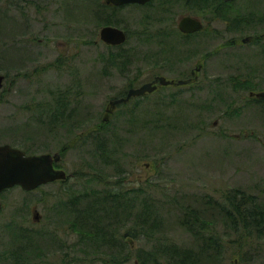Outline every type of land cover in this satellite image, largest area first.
I'll return each mask as SVG.
<instances>
[{"label":"rangeland","instance_id":"obj_1","mask_svg":"<svg viewBox=\"0 0 264 264\" xmlns=\"http://www.w3.org/2000/svg\"><path fill=\"white\" fill-rule=\"evenodd\" d=\"M104 2L0 0V146L58 154L55 166L68 175L0 195V264H123L124 257H132L124 264H178L185 251L203 258L197 264H264V237L245 244L218 210L229 191L264 189V101L249 95L264 90V0L236 1L240 16L255 18L244 24L231 5L219 19L198 0H153L109 16L100 11ZM186 16L204 21L205 31L179 36ZM107 20L128 32L127 43L100 42ZM248 35L259 38L241 48L247 56L233 40ZM198 63L204 69L195 84L159 85L108 114L130 88L160 75L188 79ZM125 187L136 188L138 201L114 220L115 250L98 233L85 234L73 213L97 193ZM143 200L156 214L133 228ZM193 211L194 227L183 217ZM39 214L38 230L28 229ZM214 236L221 247L200 250Z\"/></svg>","mask_w":264,"mask_h":264},{"label":"trees","instance_id":"obj_2","mask_svg":"<svg viewBox=\"0 0 264 264\" xmlns=\"http://www.w3.org/2000/svg\"><path fill=\"white\" fill-rule=\"evenodd\" d=\"M203 4L207 3L204 2ZM161 39L165 42L164 38L161 37ZM142 99L145 98L138 99V101L140 102V100ZM104 125H106V123L101 124L98 129L102 131V126ZM118 183L120 184L121 182ZM111 187L114 186L112 185ZM135 189V187L120 188L116 191L109 189L104 198L100 196V193H97L98 197L96 198L98 199H96V202L93 203V201L89 202L87 200V202H89L88 206H86L82 210L77 209V211L73 213V215L75 216L74 220L76 221V223L79 222L81 224V229L82 231L86 232L85 234L93 237L97 236L98 233L101 238L100 241L104 243L102 244V246H108L110 249L115 250L119 249L120 247H117L118 242H111L113 238H116L114 236H116L118 228L120 227L117 226L114 220L119 221L123 216L128 217V214H126L127 211H134L136 209V206L133 203L138 201V197L131 196L134 192L137 191ZM135 194L139 193H134V195ZM143 201L145 202V204L143 203V205H140L139 207L141 210H143V212H140V214L138 215H135L134 213L135 217L138 218L139 221H136V225L132 223L133 228L143 226V220L150 219L153 216V213L156 214L154 210L156 208H152L147 201ZM224 201L225 202L223 205H218L217 203L215 204L218 205L220 214L223 215L234 235H239L238 238H243L242 240L245 244H248V240H251V238L255 235L264 237V189L261 191L259 196L247 194L242 190H232L225 195ZM87 202L85 203L87 204ZM121 212L124 213L122 214ZM193 212L194 213L187 212L183 215V217L192 218L193 222L190 224H192L194 227L195 225L199 224L196 221L200 218L199 213H196V211ZM108 219L112 221L110 223L111 225L109 226ZM158 224V220L152 222L153 226H157ZM114 225L116 229L113 230L110 227ZM210 240L211 244L206 241L205 247L201 248L200 250L205 251V248L210 245L211 247L209 249H218L221 247L219 245L220 242L217 237H210ZM20 255L23 258H25L26 256L23 254ZM177 257V260H179L178 264H197L203 259L201 258V256H196L195 254H193L192 251H185L183 255H177ZM131 258L132 257H124L122 259L123 264L128 263ZM138 258H140V256ZM111 260H113V262L118 261L117 259L115 260L114 257L111 258ZM109 261L110 259H108V262ZM139 264L145 263L140 262Z\"/></svg>","mask_w":264,"mask_h":264},{"label":"water","instance_id":"obj_3","mask_svg":"<svg viewBox=\"0 0 264 264\" xmlns=\"http://www.w3.org/2000/svg\"><path fill=\"white\" fill-rule=\"evenodd\" d=\"M152 0H108L116 6L138 4L146 5ZM227 2L233 0H225ZM203 23L193 17L186 16L179 22L181 32L191 34L203 29ZM127 33L117 27H104L101 30V40L111 45H121L127 41ZM4 76L0 75V90L3 85ZM161 86L184 85V81H171L160 76L152 82L145 83L137 88H130L124 97L114 99L110 102L112 112L118 105L126 104L132 98L144 97ZM257 98L264 100V91L253 94ZM60 161V155L40 154L27 155L23 150L10 145L0 146V194L13 187H21L24 191H34L40 186L58 181L66 180L67 173L62 169H56L54 164ZM2 203L0 201V211Z\"/></svg>","mask_w":264,"mask_h":264},{"label":"flooded vegetation","instance_id":"obj_4","mask_svg":"<svg viewBox=\"0 0 264 264\" xmlns=\"http://www.w3.org/2000/svg\"><path fill=\"white\" fill-rule=\"evenodd\" d=\"M189 1V3H191V1H193V0H188ZM199 1V3L201 4H203L204 2L205 3H207L208 4V8L209 9H211L213 12H214V18L215 17H218L219 19L220 18H222V17H224L225 15H230V14H232L231 12L229 13L228 12V7L227 6H230L231 5V7L232 6H237V7H239V9H237V10H234V16L232 17V18H234L235 19V22L236 23H238V22H242L243 24L244 23H247V22H250V23H253L254 21H255V18L254 17H252L251 19H244L242 16H240L239 14H238V11L240 12V10H241V7L237 4V0H233V1H229V2H227V1H225V0H198ZM151 3V2H150ZM149 4V3H148ZM132 4H128V5H121V6H116V5H114L113 3H109L108 2V0H105V2H104V4L102 5V4H100L99 3V6H100V11H101V13H103L104 15H110V14H114V12H116L118 9H123V8H125V7H129V6H131ZM233 10V9H232ZM242 11V10H241ZM106 13H108V14H106ZM224 15V16H223ZM237 16V17H236ZM190 17H193L194 18V16H190ZM195 19H198V18H195ZM239 19H241V20H239ZM198 20H200L202 23H203V30H201V31H199V32H195V33H191V34H186V33H183V32H181V30H180V28H179V25H178V35L179 36H182L183 38H192V37H195V36H197L198 34H200V33H202L203 31H205V29H206V24L204 23V21H202L201 19H198ZM105 23H106V25H104V26H102L101 28H100V31H99V38H100V42H102L103 44H105L107 47H114V48H117L118 46H122V45H124V44H121V45H111V44H108V43H106V42H104V41H102L101 40V30L104 28V27H109V26H111V27H117V28H119V29H122V28H120V27H118V26H114V25H112V24H114L111 20H107V21H105ZM123 31H125L126 33H127V36H128V38H127V42H128V40H129V34H128V32L126 31V30H124V29H122ZM175 37L176 36H174V33H173V35H171V36H169L168 38L169 39H171V38H173V41H174V39H175ZM168 38H165V39H168ZM259 37H256V36H253V35H248V36H246V37H243V38H237V39H234L233 40V44H236V45H238V46H240V48H239V50H240V52L239 53H244V54H246L247 56H248V52L247 51H245V50H243V49H241L242 47H244V45H249V44H253L254 42H255V40L257 41V39H258ZM126 42V43H127ZM175 43H177L176 41H174ZM95 44H98V41H96L95 42ZM233 46V45H232ZM204 69V66L201 64V63H198V65H197V69H195V70H191V73H190V77L188 78V79H179V80H177L176 81V79H168V80H171V81H175V82H178V81H184L185 82V84L184 85H193V84H195L197 81H199L200 80V72L202 71ZM259 71H260V69H259ZM160 76H162V75H160ZM160 76H156L155 78H157V77H160ZM240 77L242 76V75H239ZM248 79L249 78H253L252 76H253V74H246L245 75ZM164 77V76H163ZM234 78H238V77H234ZM237 80V79H236ZM249 81H251V80H249ZM160 85V84H159ZM184 85H180V86H184ZM169 86H177V85H169ZM166 87H168V86H166ZM264 90H262V91H260V92H263ZM260 92H254V91H251L250 93H249V95H250V97L251 98H255V99H257V100H261V99H259V98H257L256 96H254L253 94H257V93H260ZM261 101H264V100H261ZM111 113V112H110ZM57 164V163H56ZM55 164V165H56ZM55 168H56V166H55ZM56 169H60V168H56ZM60 180H58V181H55V182H59ZM3 209V208H2ZM2 211V210H1ZM1 213V212H0ZM37 214V213H36ZM34 217H36L35 218V220H34V222H33V225H28L29 226V228L28 229H30V230H38L37 228H36V225H39V223H40V221H41V215L39 214V215H35ZM14 227H15V229H16V221L14 222ZM20 226V228L21 229H25V224H20L19 225ZM24 231H29V230H24ZM29 236L30 237H34L32 234H29Z\"/></svg>","mask_w":264,"mask_h":264}]
</instances>
